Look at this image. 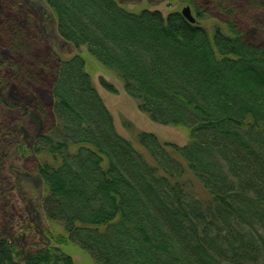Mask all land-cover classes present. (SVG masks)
<instances>
[{
	"label": "trees",
	"instance_id": "obj_1",
	"mask_svg": "<svg viewBox=\"0 0 264 264\" xmlns=\"http://www.w3.org/2000/svg\"><path fill=\"white\" fill-rule=\"evenodd\" d=\"M188 1L199 17L201 4L227 15L230 34L181 12L128 10L137 0H47L64 47L105 70L93 73L81 54L46 57L30 17L20 19L22 0H0V264H75L10 212L7 158L30 115L6 99L14 84L34 98L31 150L52 161L27 167L48 188L43 212L96 264H264V20L249 11L264 16V0ZM112 73L141 113L189 141L141 132L146 157L122 137Z\"/></svg>",
	"mask_w": 264,
	"mask_h": 264
},
{
	"label": "rangeland",
	"instance_id": "obj_2",
	"mask_svg": "<svg viewBox=\"0 0 264 264\" xmlns=\"http://www.w3.org/2000/svg\"><path fill=\"white\" fill-rule=\"evenodd\" d=\"M137 1H139L137 4L130 6L127 9L135 13L144 9L160 10L164 15H168L174 12L182 13L185 8L190 7L196 23L205 28L210 35L213 34L216 28H220L225 33L230 34L229 27L227 25V15L219 11H212L210 5L201 4L202 8L200 10L203 15L202 17H199L194 5L188 0H153V3L149 0ZM22 2L23 5L19 7L20 19L22 18L21 20L27 23L25 19L30 17L31 22L35 27L34 30L31 31V34L34 32L37 33V36L41 37L43 40L42 51L45 55L49 53L51 55H55L61 60H68L74 55L81 54L87 61L89 71L96 73L95 71L98 72L104 70L85 49L77 51L73 48L64 47V43L57 30L55 14L48 6L47 0H22ZM249 11L252 13V16L254 15L258 19L257 21L259 23L264 20L263 14L259 11L258 14L255 9H249ZM256 27L257 24L253 23L249 34L253 35V33L257 31ZM65 50L66 53H63ZM55 61L56 59L54 58L50 62L53 63ZM110 79L111 83L117 90V94L115 96H111V102L109 103V109L113 115L116 130L122 137L130 141L138 151L148 157L145 150L139 146L137 141V137L141 132H155L163 140L175 144H186L189 141V133L185 129L162 127L152 122L147 115L138 110L137 102L127 95L123 83L118 80L113 73L110 74ZM33 93L36 95V100L42 102L43 105L49 106L51 104L47 91L43 86L38 85ZM23 94L22 90L19 91L18 87H15L14 84L11 85L9 92L6 95V99L11 103H14V98L17 97L19 102L21 101L24 106L27 104L30 114L28 119L25 120V122L28 123V130L25 129L24 132L25 142H23L22 145L12 148L7 158L6 173L4 174L7 179L5 187H7L6 197L10 200V212L17 218L22 216L20 215L21 213H25V216L30 219L31 223L37 231H39L41 238L53 247H62V250L73 258L75 264H96L89 257V255H87V253L83 252L73 244L68 243L67 234L64 228L61 225L50 221L43 212V199L48 194V188L41 178L36 174L29 172L27 167L30 164L32 166L35 165V161H52L50 157L45 155L37 156L31 150L30 140L39 135L40 122L35 115V107L32 105L34 104V98H32L31 95L29 97L25 95L24 97ZM2 117L3 115L0 116V126ZM35 126L36 130H34ZM10 183H12V187L10 186ZM14 187L15 193L13 194L12 189ZM196 187L201 196H207V192L203 189V187L197 183ZM2 209L3 207L0 204V227L2 223L4 224L1 214L3 211ZM62 239H66V241L63 242Z\"/></svg>",
	"mask_w": 264,
	"mask_h": 264
},
{
	"label": "water",
	"instance_id": "obj_3",
	"mask_svg": "<svg viewBox=\"0 0 264 264\" xmlns=\"http://www.w3.org/2000/svg\"><path fill=\"white\" fill-rule=\"evenodd\" d=\"M182 15L191 23V24H196V20L192 15V11L190 7L185 8L182 11Z\"/></svg>",
	"mask_w": 264,
	"mask_h": 264
}]
</instances>
